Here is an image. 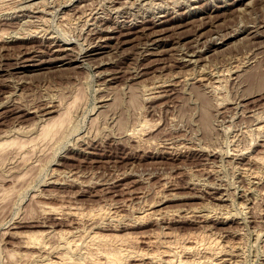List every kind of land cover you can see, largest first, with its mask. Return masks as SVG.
<instances>
[{"label":"rangeland","instance_id":"374dc122","mask_svg":"<svg viewBox=\"0 0 264 264\" xmlns=\"http://www.w3.org/2000/svg\"><path fill=\"white\" fill-rule=\"evenodd\" d=\"M0 144V264H264V0H0Z\"/></svg>","mask_w":264,"mask_h":264},{"label":"bare ground","instance_id":"6f19581e","mask_svg":"<svg viewBox=\"0 0 264 264\" xmlns=\"http://www.w3.org/2000/svg\"><path fill=\"white\" fill-rule=\"evenodd\" d=\"M33 3V2H32ZM132 4H134V3H132ZM21 7V6H20ZM85 14V13H84ZM31 27V26H30ZM107 28V27H106ZM24 31V30H23ZM67 49V48H66ZM60 50H61V47H60ZM73 50V49H72ZM63 51H66V50H64L63 49ZM58 52V51H57ZM60 52V51H59ZM81 52V50L78 52V53H80ZM77 53V52H76ZM192 54H194V53H192ZM79 55V54H78ZM89 55V54H88ZM190 56H194V55H190ZM75 57V56H74ZM189 57V56H188ZM78 58V57H77ZM80 58H81V56H80ZM86 58V57H85ZM193 60V59H192ZM194 61V60H193ZM190 63H192V62H190ZM175 76V75H174ZM217 86V85H216ZM163 87V86H162ZM161 87H159V89H160ZM217 89V88H216ZM158 90V89H157ZM159 95V94H158ZM158 97V96H157ZM161 97V96H160ZM154 98H156V97H154ZM159 99V98H158ZM51 107V106H50ZM56 107V106H55ZM53 112V111H52ZM61 112V111H60ZM66 112V111H65ZM68 112V111H67ZM71 113V112H70ZM64 115V114H63ZM68 116V115H67ZM67 116H66V113H65V115H64V118H60V119H58V121H54V124L50 127V125L49 126H47V128H46V126H44L45 128H43L44 130H43V134L42 135H44L45 136V138L46 137H48V136H50V134H54V133H56V132H58V131H60V129H61V127L64 125V123L66 122V119L68 120V118H67ZM61 117H63V116H61ZM263 119V118H262ZM97 120V119H96ZM49 121V120H48ZM48 123H50V122H48ZM49 127V128H48ZM262 128V127H261ZM9 140V139H8ZM11 141H13V140H11ZM23 141V140H22ZM5 142H7L6 140H5ZM13 142H11V144H12ZM41 143V142H40ZM4 144V143H3ZM6 144V143H5ZM23 144V143H22ZM48 144V143H47ZM1 145V144H0ZM8 145H9V143H8ZM5 146V145H4ZM4 146H2V147H4ZM11 146V145H10ZM17 146V145H16ZM23 146V145H22ZM46 147V146H45ZM0 148H1V146H0ZM2 150V149H1ZM42 152V151H41ZM40 152V153H41ZM50 154V153H49ZM16 157V156H15ZM258 160V159H257ZM2 163V162H1ZM73 213V212H72ZM207 219V218H206ZM60 235V234H59ZM100 238H103V237H100ZM94 240H97V239H99V237H96V235L94 236V238H93ZM33 240V239H32ZM31 240V241H32ZM177 240V239H176ZM29 241V240H28ZM31 241H29V243L28 244H32V242ZM33 241H35V240H33ZM98 241V240H97ZM199 241V240H198ZM31 242V243H30ZM37 242V241H36ZM212 242V241H211ZM35 243V242H34ZM69 243V242H68ZM156 243V242H155ZM198 243V242H197ZM102 244H104V243H102ZM105 244H106V242H105ZM152 244H154V242H150V246L152 245ZM35 245H37V244H35ZM108 245V244H107ZM197 244H189V245H185L184 244V246L182 247V254H184L186 257H187V255H193L195 252H197V246H196ZM209 245V244H208ZM216 245V244H215ZM106 246V245H105ZM207 246V245H206ZM217 246V245H216ZM69 247V246H68ZM214 248H216V247H214V244L213 245H211V246H208V247H206L205 248V254H206V258H207V255H211V257L212 256H215V255H217V253L215 252L216 250L214 249ZM163 249H165L166 251L165 252H162V254L161 253H158L159 254V256H154V255H151V259L153 260V262L155 261H157V260H161V261H165V263L166 264H173V262H174V259H175V252L173 251V246H172V243L170 244V243H166L164 246H163ZM220 249V248H219ZM120 251H121V249H119ZM125 251V250H124ZM128 251L129 250H126V252H127V254H128ZM162 251H164V250H162ZM91 252V251H90ZM122 253H126V252H123V250L121 251ZM133 252V251H132ZM131 252V253H132ZM69 253V252H68ZM93 253V252H92ZM130 253V255H131V257H129L130 255H128V257L129 258H132V256L134 257L135 256V254H138V253H135V254H131ZM121 254V253H120ZM161 254V255H160ZM204 254V255H205ZM227 254V253H226ZM122 256H123V254H121ZM140 255L141 254H139V256H136V258L137 257H140ZM144 255V254H143ZM143 255H142V258H143ZM221 255V254H220ZM228 255H230V254H228ZM67 256V255H66ZM146 256H148V255H146ZM153 256H154V258H153ZM208 256V257H209ZM121 257V256H120ZM124 257H126V255H124ZM157 257V258H156ZM159 257V258H158ZM127 258V257H126ZM125 258V259H126ZM135 258V257H134ZM133 258V259H134ZM141 258V257H140ZM141 258V259H142ZM204 258V257H203ZM205 258V259H206ZM210 258V257H209ZM184 259H186V258H184ZM63 260H65V259H63ZM108 260V262H109V259H107ZM193 260V259H192ZM105 261V260H104ZM202 261L203 260H197V258H196V260H193L192 262L190 261H188V260H186V264H201L202 263ZM80 262V261H79ZM107 262V263H108ZM182 262H183V260H182ZM163 263V262H162ZM175 263V262H174ZM218 263V262H217ZM180 264H181V262H180ZM183 264V263H182Z\"/></svg>","mask_w":264,"mask_h":264}]
</instances>
